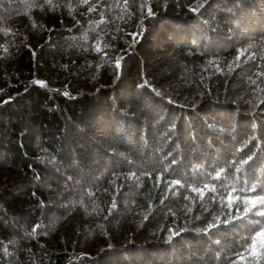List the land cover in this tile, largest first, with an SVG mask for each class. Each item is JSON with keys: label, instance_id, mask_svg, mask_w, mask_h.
Segmentation results:
<instances>
[{"label": "trees", "instance_id": "obj_1", "mask_svg": "<svg viewBox=\"0 0 264 264\" xmlns=\"http://www.w3.org/2000/svg\"><path fill=\"white\" fill-rule=\"evenodd\" d=\"M253 184L264 0H0V264H264Z\"/></svg>", "mask_w": 264, "mask_h": 264}, {"label": "snow or ice", "instance_id": "obj_2", "mask_svg": "<svg viewBox=\"0 0 264 264\" xmlns=\"http://www.w3.org/2000/svg\"><path fill=\"white\" fill-rule=\"evenodd\" d=\"M50 2V0H49ZM196 9H193L195 11ZM149 14L151 15V11L149 10ZM102 22V21H101ZM97 50L99 51V45L97 46ZM117 67L119 66V59L116 61ZM37 83L42 84L43 82L37 81ZM252 157H248L246 160H242L240 162V167L236 168L237 172L241 171V168L244 164H247ZM222 171H218L216 176L213 177V180H221ZM173 185L179 183V181H173ZM232 187V191L227 192L226 196L221 195L219 197L220 203L222 207H226L229 210V213L226 218L221 220L220 216L213 217V221L207 224L205 229H201L202 232H208L213 228L219 227L220 223L227 225L231 223L233 220H241L244 221L248 226V230L253 232L254 235L251 236V243L247 244V247L244 248V251L240 252L236 260H241L244 258L245 254L253 255L254 250L257 247V240L261 241V255H264V220H256L253 217H262L264 218V193H258L256 186L250 185L241 190L242 194H235L236 188ZM205 189H207V185L201 189H192L193 191H197L201 198L204 196ZM211 192H215V188L208 189ZM235 205V215L231 214V209ZM242 209V211H241ZM258 229V230H257ZM171 239V237H169ZM247 243V241H244ZM236 264V261L233 262Z\"/></svg>", "mask_w": 264, "mask_h": 264}]
</instances>
